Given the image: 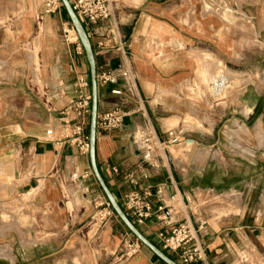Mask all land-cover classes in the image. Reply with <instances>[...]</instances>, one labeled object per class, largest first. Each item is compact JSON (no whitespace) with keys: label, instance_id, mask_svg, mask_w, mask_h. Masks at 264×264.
<instances>
[{"label":"crops","instance_id":"1","mask_svg":"<svg viewBox=\"0 0 264 264\" xmlns=\"http://www.w3.org/2000/svg\"><path fill=\"white\" fill-rule=\"evenodd\" d=\"M65 22L62 9L43 15L41 0H0V207L11 212L12 233L25 250L23 256L35 258L36 264H161L143 245L129 260L113 258L130 234L117 217L102 229L88 231L94 204L105 197L88 153L58 141L61 112L76 99V78H89L82 48L65 42ZM238 32L264 34V0H127L116 4L108 21L86 27L96 75L126 62L136 86L134 93L121 80L98 87V113L122 108L129 114L117 130L96 131L101 177L122 209L131 192H149L153 211L170 204L171 196L179 198L178 212H171L169 223L187 217L195 226L205 223L198 239L207 264H226L232 257L223 256L240 250L264 264L262 215L244 212L214 220L195 202L205 191L190 188L189 168L177 173L161 165L140 136L152 131L164 140L168 130H179L175 126L188 111V86L200 69L209 83L206 64L222 50L232 58ZM112 90L121 95H112ZM243 103L246 117L253 115L255 106ZM49 129L51 137L46 136ZM259 134L263 138L256 140L264 147V132ZM234 143L247 148L240 139ZM194 146L188 141L178 150L160 151L166 161L177 160ZM200 157L193 150L192 159ZM138 229L161 250L157 235L169 229L164 222L152 217ZM3 248L6 256L0 257L13 260L11 247Z\"/></svg>","mask_w":264,"mask_h":264},{"label":"rangeland","instance_id":"2","mask_svg":"<svg viewBox=\"0 0 264 264\" xmlns=\"http://www.w3.org/2000/svg\"><path fill=\"white\" fill-rule=\"evenodd\" d=\"M118 2L126 3L127 0H116V4ZM231 55L232 58H229L222 50L220 57H213L206 64L209 83L203 80L201 69L198 71L188 86V111L182 123L175 126L183 133L181 144L194 141L193 150L201 153V157L193 160L192 150L186 157L177 160L166 161L163 158L160 149L165 152L178 150L181 144L160 146L151 155L159 157L161 165L177 173L189 168L190 188L205 191L204 195L197 194L198 201L195 199V202L204 205L206 213L212 214L214 220L224 215H242L244 212L255 217L262 215L264 220V147H260L256 140L257 134L264 132V34L247 32L246 35L238 32L236 49L231 51ZM222 67L235 76L229 75ZM219 73L224 78L223 84L228 83V88L220 87L222 83L216 84ZM216 88H222L220 96H216ZM243 102L248 106L253 103L257 107L248 118ZM195 125H201L205 131ZM237 139L246 142L247 148H234L233 142ZM175 205L178 208L180 202L176 201ZM2 208L0 215L5 214L9 218L1 219L0 216V247L9 245L13 260L0 257V264H36L35 258L23 256L25 250L21 249L12 233L15 232V221L11 219V212ZM193 209V213L198 215L195 206ZM88 231L95 229L88 226ZM255 260L260 263L259 258Z\"/></svg>","mask_w":264,"mask_h":264},{"label":"built area","instance_id":"3","mask_svg":"<svg viewBox=\"0 0 264 264\" xmlns=\"http://www.w3.org/2000/svg\"><path fill=\"white\" fill-rule=\"evenodd\" d=\"M68 1L85 31L86 27L90 25L111 19L116 9V0ZM41 4L43 15H52L62 9L60 0H41ZM39 19L41 18L38 17V21ZM63 26L65 42L75 45L77 50L81 51V46L71 24L65 22ZM96 78L98 87L113 85L121 80L130 93H134L136 89L132 67L126 62H123L117 68L104 69ZM89 88V78L83 76L76 78V99L71 101L61 112L63 118L59 126L58 141L68 142L76 147L80 153H88V134L86 131L88 130L90 115ZM111 94L114 96L121 95L118 90H112ZM128 115L122 108L98 113L96 129L104 133H111L122 126ZM52 135V129L46 131L47 137ZM182 139L183 133L178 129L168 130L164 140H160L152 131L141 133L140 136V142L144 144L146 151L149 153L160 146L180 145ZM169 200L170 204L162 203L153 211L149 192L142 194L131 192L124 197L123 211L137 228L152 219V217L164 222L169 229L157 235L161 244V251L177 264H207L205 250L198 239V232L205 226V223L195 226V222L190 217L177 223H169L168 216L171 212H178L176 211L175 202H180L179 198L176 199L175 196H171ZM94 208L95 214L90 220V226L95 230L102 229L110 219L116 217L105 199H99L94 204ZM141 247L142 245L133 236L126 234L120 248L113 254V258L118 262L129 260L140 251ZM229 257H232V259L226 264H260L255 260L253 254L246 250L223 256L224 259Z\"/></svg>","mask_w":264,"mask_h":264},{"label":"water","instance_id":"4","mask_svg":"<svg viewBox=\"0 0 264 264\" xmlns=\"http://www.w3.org/2000/svg\"><path fill=\"white\" fill-rule=\"evenodd\" d=\"M61 5L65 11V14L73 28L78 42L83 49L85 60L88 66L89 73V95H90V115L88 123V156L92 174L100 187L105 199L111 207L115 216L119 219L126 230L144 247H146L162 264H177L163 251L157 248L152 242H150L141 231L131 222V220L124 213L116 201L113 194L108 189L103 178L101 177L95 158V142H96V119L98 114V85L96 78V62L89 37L75 13L73 12L68 0H60Z\"/></svg>","mask_w":264,"mask_h":264},{"label":"bare ground","instance_id":"5","mask_svg":"<svg viewBox=\"0 0 264 264\" xmlns=\"http://www.w3.org/2000/svg\"><path fill=\"white\" fill-rule=\"evenodd\" d=\"M216 64H217V63H216ZM219 67H220V66H219ZM220 69H221V68H220ZM222 70H223V69H222ZM221 75H222V74L219 73L218 78H216V80H215L217 85H221V83L223 84L222 81H223L224 78H223ZM227 84H228V83H224L223 86L221 85L220 87H223V88L226 89V88H228V87H227ZM212 85H213V84H212ZM212 87H213V86H212ZM211 90H212V91H215L214 88H212ZM216 91H218L217 94H216V96H220L221 93L223 92V91H222V88H220V89H219V88H216ZM195 126H196L198 129H200L201 131H204V129L202 128L201 125H200V126H199V125H198V126L195 125ZM259 133H260V132H259ZM259 133H258V134H259ZM258 134H257V136H259V138H263V136H262L263 134H262V135H261V134L258 135ZM257 136H256V137H257ZM260 136H262V137H260ZM258 142H259V141H258ZM233 145L235 146L234 148H236V147L239 148V146H238L236 143H234V142H233ZM260 145H261V143H260ZM236 149H237V148H236ZM7 249H8V248H7ZM5 251H6L5 248H3L2 250H0V256H6V252H5Z\"/></svg>","mask_w":264,"mask_h":264},{"label":"trees","instance_id":"6","mask_svg":"<svg viewBox=\"0 0 264 264\" xmlns=\"http://www.w3.org/2000/svg\"><path fill=\"white\" fill-rule=\"evenodd\" d=\"M62 12H63L64 16L66 17L67 21L69 22V20H68L66 14H65V11H64L63 7H62ZM82 51H83V49H82ZM83 53H84V52H83ZM158 261H159V260H158ZM160 263H161V262H160ZM161 264H162V263H161Z\"/></svg>","mask_w":264,"mask_h":264},{"label":"flooded vegetation","instance_id":"7","mask_svg":"<svg viewBox=\"0 0 264 264\" xmlns=\"http://www.w3.org/2000/svg\"><path fill=\"white\" fill-rule=\"evenodd\" d=\"M250 107H254L255 106V110H257V107H256V105L255 104H253V103H251L250 105H249ZM259 108V107H258Z\"/></svg>","mask_w":264,"mask_h":264}]
</instances>
